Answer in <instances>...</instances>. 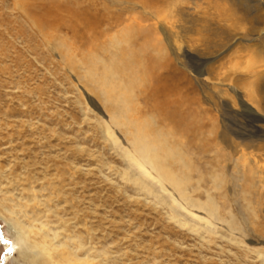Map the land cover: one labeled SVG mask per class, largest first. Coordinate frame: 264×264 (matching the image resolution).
<instances>
[{
  "label": "rangeland",
  "instance_id": "1",
  "mask_svg": "<svg viewBox=\"0 0 264 264\" xmlns=\"http://www.w3.org/2000/svg\"><path fill=\"white\" fill-rule=\"evenodd\" d=\"M210 1L30 0L33 16L51 27L50 36L44 37L38 28L29 31L11 0H0V51L8 49L5 54L11 57L0 56V188L11 204L23 206L32 200L28 216L41 217L46 229L57 233L58 242L73 245L79 237L104 264H264V255L258 258L254 252H264V177L249 163L235 161L221 143L226 135L236 143L254 144L244 149L246 154L264 158V121H255L254 113L241 104L251 101L248 88L239 84L244 73L236 71L235 81L223 80L224 72L256 53L244 41L230 47L232 26L220 20L226 17L228 5ZM149 8L163 11L169 33L168 67L163 71L165 62L158 60L152 40L158 38L166 48L165 36L153 25ZM19 29L31 35L30 44H24V39L28 42L24 33L17 37ZM59 40L71 48L70 58L63 56ZM27 45L31 52L27 53ZM14 51L20 55L15 69L10 63ZM121 57L132 60L131 70L121 74V80L131 83L132 72L133 79L146 78V83L139 81L129 88L134 103L148 112L146 117L156 127L162 128L160 113L148 111L153 104L143 102L141 91L149 83L157 85L162 73L163 83L176 85L181 101L190 103L193 118L209 122L201 129L208 132V146L205 135H196L187 149L194 167L191 185L199 191L193 197L205 201L208 193L218 215L233 222L234 232L217 219L212 234L204 228L194 232L180 227L170 220L165 205L122 179L125 163L100 134L99 124L108 119L107 106L86 77V66L94 62L98 69L102 65L97 60L109 64ZM28 61L27 83L23 78ZM17 80L27 85L13 89ZM16 97L29 101L31 114L16 106L20 104ZM179 214L181 220L195 223L184 212ZM0 226L13 244L1 217ZM13 247L5 264L18 263ZM3 249L0 243V258Z\"/></svg>",
  "mask_w": 264,
  "mask_h": 264
},
{
  "label": "bare ground",
  "instance_id": "2",
  "mask_svg": "<svg viewBox=\"0 0 264 264\" xmlns=\"http://www.w3.org/2000/svg\"><path fill=\"white\" fill-rule=\"evenodd\" d=\"M11 1L13 10L16 12V14H18L17 17L23 19L29 31L38 28L44 37L50 36L48 31L51 27L48 26L46 20L43 18L36 19L35 16H33L34 14H32L30 0ZM222 1L228 5L227 6L224 4V8L228 7V9L227 13L224 14L226 17L220 18V20H222L221 23L224 21L225 24L228 23L232 26L231 32L229 33L230 47L236 44L238 41H244L248 48H254L256 53V55H246L243 52L246 55L244 62L237 63L232 66L231 70L224 72L223 80L235 81L234 74H236V71H241L244 73L245 77L242 76L243 78H241L239 81L241 83H238H243L245 90L248 88V95L251 101L248 100L250 102L241 104L247 107L246 109L249 108L254 113L256 116L255 121L263 122L264 0ZM209 3L207 4L209 5ZM157 8H154L153 10L149 8L151 11L149 14H153L154 16L153 20L155 23L153 25L156 28L158 27L160 32H162L165 36L164 39L166 42V48L163 47L161 41L158 38H154V40H152L154 41L152 46H156L155 50L159 55L158 60L165 62V65L161 67L163 71V69L168 67V61H165V57H167L165 50H168L170 47V41L168 39L169 33L166 30V25L163 24V11H160ZM211 15L212 14H210V18ZM216 18H218V16ZM236 30H242L241 32L243 34H237L239 31L236 32ZM23 33L25 34L24 37L28 39V42H26V39H24L25 43L24 41L23 43L30 44L29 42H31L32 37L29 35V33H27V30L23 31L19 29L18 32H16V35H18L17 37L21 39L24 35ZM146 33H148V31ZM173 44H175L174 41ZM57 45L62 48L64 52L63 56L66 59L72 56L73 53L71 48H68L64 41L59 40ZM26 48L27 53L29 51L31 52L30 46L27 45ZM7 50H5V52ZM1 52L2 51H0L1 57L6 59L11 58L5 54V52ZM12 53H15V56L14 58L12 57L10 63L14 64L15 69L16 63H18L20 60V55L19 52L14 51ZM121 59H123V57H121ZM96 62L101 63L102 67L97 69L95 66L97 63L95 64L94 62L91 65L86 66V77L96 86L97 89L95 88V90H98L97 92L103 95V102L107 106L108 119L104 120L101 125L99 124V129L101 132L100 134H102L104 141L108 143L110 149L115 150L116 153L118 152L117 154L120 155L123 162L125 163V169L123 173H121L123 177L122 179L127 183H131L133 186H136L141 192L153 197V199L157 200L159 204L165 205L170 211V220H173L180 227L186 226L190 231L194 232L204 228L205 232L212 234L215 233L214 229H212V222L217 219L219 221L221 220L225 222L228 229L231 232H234V230H236L235 225L232 221H226V219H222V217L218 215L219 213H217V208L213 202V199H211L208 193L207 197H205V201H200L198 198L196 199L193 197V194L198 190V186L195 187L191 185V183H193L192 174L194 167L191 164V159L188 157L190 156L188 150L190 149L196 135H205V138H202L205 146H208V134L206 136V133L208 132L201 131V129L208 127L209 122L202 119V122L199 123L198 120L193 118V112L189 108L190 103L184 104V102L181 101L183 95L176 85L171 83H163V73L160 76L158 75L159 77L157 85H154V83H149V86L143 87V84L146 83V78L138 80V78L134 77L133 79L132 75L135 74L133 72L131 73L132 75L128 74L131 83H129V81L126 79L121 80V74L131 70L130 68L132 60L123 59L119 61L113 58L111 62L109 61V64H105V62L103 63L99 60ZM27 64L28 67H26L25 71L26 76L23 79L28 83L30 81V74L28 73L29 70H27V68H30V61H28ZM164 66L166 68H164ZM17 71L18 69L15 70V74ZM168 73L165 75H168ZM145 76H147V74L143 73V77ZM155 80H157V78ZM139 81L144 82L142 83L143 90L141 91V94L145 96L144 98L146 102L145 100H143V102L147 106L149 104H153L149 107L148 111L152 112L155 110L160 113L159 119H161V129L155 126V123L151 118L146 117L148 112L145 109L140 110V108L137 107L138 105L134 103V98L129 87L136 84V82L138 83ZM26 82H19L17 80L13 83V89H20L19 85H27ZM28 87H30V85ZM17 96H19V94ZM16 98V100H18L20 103L16 106L24 107L26 110L25 115L31 114L32 107L29 101L26 100L24 102L21 101L20 98ZM10 104L11 103L9 102L8 105ZM169 108H172L173 111H167ZM87 111L91 112V110ZM117 132L119 137L116 135ZM120 136L123 141L120 140ZM221 143L230 149L231 153L233 154V158L235 157V161H241L243 164L249 163L251 170L264 177V158L252 154H246L244 150L252 147L254 148V144L252 145L241 141L236 143L230 140L226 135H222ZM223 156L227 157L226 155ZM200 180L201 176L196 182L197 185ZM217 189L218 188H216V190ZM198 192L199 191H197V193ZM28 205H33L32 200H26L23 206L11 204V200L9 198L7 199L4 193L2 194V190L0 188V217L8 224L13 240V244L9 242V240H6L7 238L2 234V228L0 227V243L4 247L2 256L0 258V264H5L6 260H8V256L13 253L12 245H14L13 250H16L14 259H17L18 263L15 262L17 264H104L101 262V260L98 261L97 256L92 254L91 249L85 248L84 243L79 237L73 239V245H67L65 243L58 242L57 233L50 229H46L47 225L45 226V224L39 221L41 220V217L33 216L31 218L28 216ZM193 209L203 213V215L200 216L198 215L199 213L196 214ZM179 211L189 215L195 221V223L189 224V222H187L185 219L181 220ZM1 237L3 240H1ZM254 252L258 258L264 255V252L258 250Z\"/></svg>",
  "mask_w": 264,
  "mask_h": 264
},
{
  "label": "water",
  "instance_id": "3",
  "mask_svg": "<svg viewBox=\"0 0 264 264\" xmlns=\"http://www.w3.org/2000/svg\"><path fill=\"white\" fill-rule=\"evenodd\" d=\"M1 227V226H0ZM1 240H3V238L1 237Z\"/></svg>",
  "mask_w": 264,
  "mask_h": 264
}]
</instances>
